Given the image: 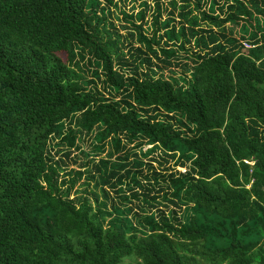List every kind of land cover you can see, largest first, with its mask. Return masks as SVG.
Instances as JSON below:
<instances>
[{
    "label": "trees",
    "instance_id": "16d2710c",
    "mask_svg": "<svg viewBox=\"0 0 264 264\" xmlns=\"http://www.w3.org/2000/svg\"><path fill=\"white\" fill-rule=\"evenodd\" d=\"M0 264H264V0H0Z\"/></svg>",
    "mask_w": 264,
    "mask_h": 264
},
{
    "label": "rangeland",
    "instance_id": "374dc122",
    "mask_svg": "<svg viewBox=\"0 0 264 264\" xmlns=\"http://www.w3.org/2000/svg\"><path fill=\"white\" fill-rule=\"evenodd\" d=\"M124 4H125V8L128 10V9H129V8H128V7H129V3H128V1H125ZM149 146H150V145H143V146H141V149L144 150V149L148 148ZM178 169L181 170V171L184 170L183 167H179Z\"/></svg>",
    "mask_w": 264,
    "mask_h": 264
},
{
    "label": "built area",
    "instance_id": "2783aa9c",
    "mask_svg": "<svg viewBox=\"0 0 264 264\" xmlns=\"http://www.w3.org/2000/svg\"><path fill=\"white\" fill-rule=\"evenodd\" d=\"M243 44V46H245V47H250V45L249 44H247V43H242Z\"/></svg>",
    "mask_w": 264,
    "mask_h": 264
}]
</instances>
